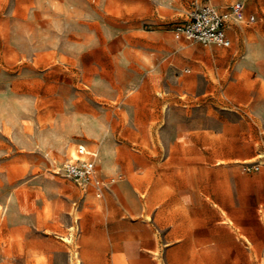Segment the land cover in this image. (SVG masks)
<instances>
[{"label":"rangeland","instance_id":"1","mask_svg":"<svg viewBox=\"0 0 264 264\" xmlns=\"http://www.w3.org/2000/svg\"><path fill=\"white\" fill-rule=\"evenodd\" d=\"M192 1L0 0V264H81L91 224L169 222L199 192L264 264V0L229 48L178 30ZM80 146L102 199L61 171Z\"/></svg>","mask_w":264,"mask_h":264},{"label":"crops","instance_id":"2","mask_svg":"<svg viewBox=\"0 0 264 264\" xmlns=\"http://www.w3.org/2000/svg\"><path fill=\"white\" fill-rule=\"evenodd\" d=\"M203 1L193 0L192 7L195 3L213 4L211 0ZM238 1L243 2L245 6L244 20L229 22L228 34L232 41L233 24H252L253 22L248 21L249 17H256L254 13L245 15L246 4L243 0L235 2ZM192 7L186 11V18ZM229 11L230 9L221 12ZM95 155L96 176L108 182L110 179L105 180L99 172L97 151ZM106 189L107 187L100 199L104 198ZM191 194L194 192L187 195ZM199 195H202L201 201L195 204L187 202L178 209L172 208L169 222H163V219L169 218H163L164 208L160 207L156 210V216L160 215L161 221L153 225L145 220L118 225L91 224L92 228L85 240L86 258L81 264H240L243 262V250L247 252V264H252L253 245L248 237L244 236L250 244L238 238L235 232L224 224V220L215 217L212 222L210 209L216 206L225 207L214 199L213 205L206 201L210 196L204 192H199ZM85 196L96 197L93 193ZM258 209L257 207L256 211ZM220 226L228 227L232 232L229 241L219 238Z\"/></svg>","mask_w":264,"mask_h":264},{"label":"built area","instance_id":"3","mask_svg":"<svg viewBox=\"0 0 264 264\" xmlns=\"http://www.w3.org/2000/svg\"><path fill=\"white\" fill-rule=\"evenodd\" d=\"M244 9V3L241 1L235 2L227 13H222L211 3H195L178 30L188 40L229 48L233 45L228 34L229 22L243 21ZM255 19L256 17L252 15L248 21L254 22ZM76 154V157L68 159L63 164L61 171L76 183L83 194L93 193L94 196L101 198L108 183L114 182L115 178H110L108 182L97 178L96 155L90 154L84 146H80Z\"/></svg>","mask_w":264,"mask_h":264}]
</instances>
